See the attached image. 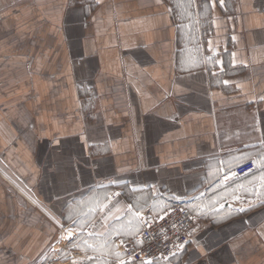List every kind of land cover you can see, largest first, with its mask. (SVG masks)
Listing matches in <instances>:
<instances>
[{
    "label": "crops",
    "instance_id": "1",
    "mask_svg": "<svg viewBox=\"0 0 264 264\" xmlns=\"http://www.w3.org/2000/svg\"><path fill=\"white\" fill-rule=\"evenodd\" d=\"M195 5L0 0V264H90L67 214L111 196L93 217L111 228L202 193L225 208L169 262L264 264V201L237 191L248 210L227 213L251 175L212 186L264 142V0Z\"/></svg>",
    "mask_w": 264,
    "mask_h": 264
},
{
    "label": "snow or ice",
    "instance_id": "2",
    "mask_svg": "<svg viewBox=\"0 0 264 264\" xmlns=\"http://www.w3.org/2000/svg\"><path fill=\"white\" fill-rule=\"evenodd\" d=\"M99 2V0H97ZM160 2V0H158ZM188 5L195 7V0H187ZM224 0H220V4L223 6ZM215 0H212V5L214 6ZM210 43V42H209ZM211 51V48L209 49ZM227 83V81H225ZM237 160H251L254 165L257 167L258 175L255 173H245V176L251 175V179L247 180V185L243 182L238 183L236 188L231 192V197L234 201H239L241 207L233 209L231 204L228 205L227 213L230 215L234 212H245L246 209L243 206L244 201L241 200V197L236 195L237 191H243L249 193L252 197L258 198L261 201H264V142L260 144V150L256 153L245 154L243 156L237 157ZM221 165L224 164L223 161L220 162ZM228 171L222 175L217 176L213 182V188L215 189L216 185H222L223 187H228V182L232 178H238V174L235 170H232V161L227 162ZM222 170V169H219ZM113 196H118L119 193H113ZM205 193H202L200 197H196L197 204L193 205L190 211L199 216H208L212 215L214 219H219L221 209L225 208L224 200L227 199L226 196H217L208 200L207 202L203 201L202 197ZM174 199L180 200L181 196L177 195L173 197ZM111 202V196L105 197L104 200H98L95 204L88 205L86 211L80 213V218H77L76 215L69 213L66 216V219L70 224H74L75 227H69L66 230L67 239L69 240L71 247L79 248L80 251L85 253L86 260L90 264H113L112 260L108 259L110 257H115L117 264H129V261L125 259L124 254L119 251L121 245L126 244V240L123 237L126 236H137L142 232L144 227H151L152 221H149L147 217L143 215L145 209L141 206L131 205L127 206V215L123 218L117 216L115 217V223L111 228H108V220L111 219L112 210H108V214L105 216L104 221L99 227L93 222V217L97 211H103L107 207V204ZM255 202L254 199L247 201L248 205L251 206ZM119 208H116V211H119ZM167 212V208H162L159 213H157V219H163V215ZM55 218V217H54ZM57 222L59 223V219ZM63 227V225H61ZM100 228H108L107 231H101ZM199 231L198 228H193L192 232ZM191 235V233H189ZM116 237H121L119 242L115 239ZM65 237L62 235L61 239ZM136 242L142 244V238H137ZM188 243H195L197 247L200 246L199 241H188ZM176 248L183 251L186 247L185 243H178L175 245ZM127 251V249H126ZM176 253L173 252V256ZM73 264H78V261L74 260ZM142 264H153L152 259L147 261H142ZM157 264H160L157 261ZM171 264V262H169Z\"/></svg>",
    "mask_w": 264,
    "mask_h": 264
},
{
    "label": "built area",
    "instance_id": "3",
    "mask_svg": "<svg viewBox=\"0 0 264 264\" xmlns=\"http://www.w3.org/2000/svg\"><path fill=\"white\" fill-rule=\"evenodd\" d=\"M235 171L238 174V178L234 177L232 179L240 181L247 177L245 173L251 174L255 172L256 165L245 163L235 168ZM11 186L27 202L33 204L19 188L14 184H11ZM156 216L150 213L145 214V217L152 223L151 227H144L139 237H137L142 238V244H138L136 238L126 241L125 245L119 247V251L124 254L129 264H142V261H147L150 258L153 264H157V261L160 263L169 262L191 245L188 241H193L196 232L193 233L192 229L197 228V219L190 209L183 204L173 203L167 207V212L163 215V219H157ZM178 243H185L186 247L183 251L175 247ZM173 252L176 253L175 256H173Z\"/></svg>",
    "mask_w": 264,
    "mask_h": 264
}]
</instances>
